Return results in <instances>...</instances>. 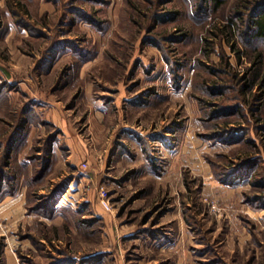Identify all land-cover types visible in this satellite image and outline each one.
<instances>
[{
    "label": "rangeland",
    "instance_id": "obj_1",
    "mask_svg": "<svg viewBox=\"0 0 264 264\" xmlns=\"http://www.w3.org/2000/svg\"><path fill=\"white\" fill-rule=\"evenodd\" d=\"M220 1L0 0V264H264L261 0Z\"/></svg>",
    "mask_w": 264,
    "mask_h": 264
},
{
    "label": "trees",
    "instance_id": "obj_2",
    "mask_svg": "<svg viewBox=\"0 0 264 264\" xmlns=\"http://www.w3.org/2000/svg\"><path fill=\"white\" fill-rule=\"evenodd\" d=\"M220 3H221L220 0H201V3H199L200 6H198V8H203L206 4L207 5L212 4L216 8ZM249 4H250L249 7L242 5V8H244L246 10L250 11L253 9V14L252 15L249 14L248 21L244 24L245 30H243V34L250 37L251 39H262V40H264V0L249 2ZM235 13H236L235 15H237L238 13H241V12H238V13L235 12ZM242 15H244V14H242ZM56 47L57 46H55V48ZM21 133H22V131H21ZM16 140H17L16 137H15V139L12 138L11 141L6 145V150H5L6 151V153H5L6 154L5 155L6 160L3 162V164L0 167V202L4 199V197L6 195H9L12 193L15 194V192H16V191H13L11 193L9 191L10 190L9 188L13 187V185L16 183V177H11L10 173L8 172V168L10 167V161L13 157V153L11 154V152H12L13 148H15V146L18 143V140L17 141ZM62 187L63 186H60L58 188V191H61L63 189ZM56 195H58V192Z\"/></svg>",
    "mask_w": 264,
    "mask_h": 264
}]
</instances>
